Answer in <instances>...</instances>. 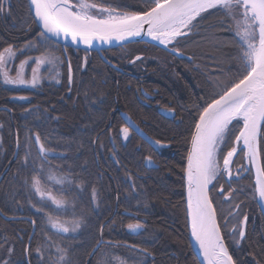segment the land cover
Masks as SVG:
<instances>
[{"label":"trees","instance_id":"1","mask_svg":"<svg viewBox=\"0 0 264 264\" xmlns=\"http://www.w3.org/2000/svg\"><path fill=\"white\" fill-rule=\"evenodd\" d=\"M107 1L113 6L130 5L124 9L128 11L144 5V0ZM10 5L11 14L0 15V50L9 45L23 49L29 41L39 46L37 25L27 23L28 0H10ZM203 16L204 19H197L199 23L194 22L197 27L188 37L178 38V48L185 39L196 45L187 52L190 57H176L146 42L104 51L117 65L132 67L141 73L140 78L120 73L96 52H88L91 55L83 70L81 57L72 53L73 48L58 44L55 55L60 57L63 65L60 82L53 80L51 73L44 75L36 87H16L0 81V106L9 108L0 110V175L3 176L0 209L6 215L29 216L36 222L27 259L32 223L6 220L0 215V262L46 264L49 252L44 248V236L48 235L56 245L69 249L72 264H95L99 254L93 255L92 249L103 228V238L117 245L114 248L106 245L105 250L113 257L112 264H119V260L136 264V257L140 264H200L190 244L184 178L194 117L198 105L209 99L212 91V80L205 78L208 65L211 64L212 76L216 79L221 76L214 74L227 72L230 67L234 71L239 62V45L228 30L232 21L215 9ZM43 51L42 48L32 50L27 55L36 57ZM137 53L154 57L131 64L129 61ZM193 55L196 57L194 62ZM24 58L25 55L17 52L16 63L11 66L12 74H15L19 60ZM67 58L75 73L72 84ZM201 60L208 61L203 69L206 74L193 68ZM142 87L153 95L146 99L147 103L175 107L180 115L177 114V118L182 121L164 120L156 108L141 102L144 99ZM169 102L172 105H168ZM122 110L144 124L150 135L170 146L154 148L137 134L124 141L118 132L124 125L120 115ZM37 132L46 149L67 157L64 160L50 157L52 164L58 166L57 174H69L71 169L72 178L79 177L76 184L83 189L82 196L76 191L64 193L69 211L59 214L61 219H73V204L77 213L75 218H81L79 213L84 212V224L79 233L68 234L75 235V239L53 235V230L46 227L45 220L31 207L37 198H29L22 186L29 174L22 167L25 150L30 148L32 154H36L35 143L26 144L25 138L30 139ZM17 144L20 148L15 159ZM260 150L264 166V138L260 139ZM148 156L155 159L157 168L145 167ZM237 160L243 161L242 153ZM234 183L238 187L236 198L243 202V212L248 213L249 223L245 238L239 243H236L239 238L230 237L222 226L227 246L237 264H264V217L257 205L252 171L244 170ZM50 187L52 194L60 198L57 187ZM92 188L96 189L100 201L97 210L89 204ZM217 197H220V203L221 196ZM45 211L58 215L52 207ZM220 213L222 218L226 215L221 209ZM130 223H140L143 229L139 234L132 233L127 228ZM128 244L139 246L149 254L133 251ZM38 247L44 253L43 258L36 251ZM9 248L12 249L10 254ZM51 252L56 254L55 247Z\"/></svg>","mask_w":264,"mask_h":264},{"label":"snow or ice","instance_id":"2","mask_svg":"<svg viewBox=\"0 0 264 264\" xmlns=\"http://www.w3.org/2000/svg\"><path fill=\"white\" fill-rule=\"evenodd\" d=\"M28 3L27 23L37 25L40 45L29 41L23 49L9 45L0 50V81L4 85L36 87L42 79V67L47 71L62 63L60 57L55 55L57 45L62 40H71L75 44L83 43L91 48L94 41L111 44L113 40L124 42L148 37L170 54L180 56L182 53L177 47L178 38L188 37L197 27L193 22L199 23L198 17L205 18L202 14L215 9L232 21L228 30L239 45V62L234 66V71L230 67L227 72L214 74L225 79L212 80L209 99L197 107L184 175L191 235L197 242L204 261L206 264H237L228 250L221 228L222 223L224 228L228 227V220L218 219L210 193L216 190L219 195L225 194L219 180L226 177V182L231 185V164L239 150L246 153L250 163L256 165V190L259 200L264 203V166L258 161L259 139L264 138L261 131L264 125V0H144V5L134 11L124 10L130 8V5L113 6L105 2L96 3L94 0H28ZM237 10H241L239 19ZM3 14H11L10 0H0V15ZM41 48L44 50L41 55H27L29 51H40ZM17 52H21L26 58L19 60L15 74H12L11 66L16 63ZM86 59L85 57V62ZM136 59L141 57L137 56ZM28 71L30 78H26ZM167 114L175 116L171 110ZM124 118L129 125L140 131L131 117ZM118 132L124 141L129 139V126L121 127ZM145 139L154 146H162L159 140L151 141L148 137ZM32 142L36 145V154L33 155L31 149L27 148L22 161V167L29 172L22 181V186L29 198H37V202L31 207L45 220L46 227L53 230V235L61 239H75V235L68 234L79 233L84 224V212L79 213L81 218H75L77 213L73 204V219H61L59 214L69 211L68 202L63 198L64 193L76 191L82 196L83 189L76 184L79 177L73 179L70 175L71 169L69 174H57L58 166L52 164L50 157L60 160L67 157L46 149L38 132L30 139L25 138L26 144ZM147 159L149 166H152L151 158ZM243 169L244 166L237 169L236 179H239ZM129 183L132 184L131 181ZM50 186L57 187L60 198L52 194ZM234 191L235 189L229 188L225 196L227 202H231ZM89 204L93 210L99 208L100 201L95 188L91 189ZM49 207L58 215L45 211ZM234 207L238 210L239 205ZM230 215L235 218V212ZM247 221L248 217L245 215L239 222V228L233 227L229 231L230 237L239 238L236 243L244 240ZM31 223L36 222L33 220ZM127 228L132 233H139L143 226L130 223ZM44 240V248L49 252L46 264H72L68 248L56 245L51 236L45 235ZM106 245L108 248L117 246L104 240L101 228L99 239L92 249L93 255L99 254L95 264H112L113 257L110 251L105 250ZM53 247L55 255L51 252ZM129 247L133 251L136 250L134 245ZM8 251L10 254L12 249L9 248ZM36 251L40 258H43L44 253L39 247ZM140 251L147 254L146 250ZM116 259L119 260L118 257ZM135 259L136 264H140L139 258ZM0 264H8V261L4 260ZM119 264L125 262L119 260Z\"/></svg>","mask_w":264,"mask_h":264},{"label":"flooded vegetation","instance_id":"3","mask_svg":"<svg viewBox=\"0 0 264 264\" xmlns=\"http://www.w3.org/2000/svg\"><path fill=\"white\" fill-rule=\"evenodd\" d=\"M94 2H96V3H101V2H105V3H107V4H111L109 1H107V0H94ZM192 41H190V40H183L182 42H180V45H179V48H181V49H179L181 52H183V53H185V54H187V56L188 57H190V55L191 54H189L188 55V51L191 49V50H193V49H195L196 48V45L195 46H193V44L191 43ZM66 52V51H65ZM67 53V52H66ZM74 55H76V56H80L81 57V61H82V69L83 70H85V68L87 67V64H88V57L91 55L90 53H88L87 51H82V50H75V49H73V52H72ZM92 53V52H91ZM138 54H142V53H137L136 55H138ZM99 55V54H98ZM135 55V56H136ZM143 56H142V58L141 59H146V60H148V59H152L154 56H151V54H149V55H147V56H145L144 54H142ZM134 56V57H135ZM194 56V57H193ZM192 57H193V62H194V59H196V57H195V55H193ZM85 57L87 58L86 59V62H85ZM133 57V58H134ZM133 58L129 61L131 64H133V63H135V62H137V61H135V62H133L132 63V60H133ZM140 59V60H141ZM67 60L69 61V59L67 58ZM110 61H112L111 59H109ZM70 62V61H69ZM69 62H68V76L69 75H71V81H69L70 82V84H72L73 83V78H74V76H75V73H74V71H73V69H72V65H71V62H70V65H71V73H69ZM113 62V61H112ZM114 63V62H113ZM201 63H202V65H201ZM210 63V62H209ZM114 64H116V63H114ZM204 64H208V61L207 60H204V62L201 60V61H197L196 63H195V66H193V68L194 69H199V70H202L205 74H206V71H204L205 70V66H207V65H205L204 66ZM117 65V64H116ZM210 65L211 64H209L208 65V68H207V75L205 76V78H208L209 80H215V76H212V73H213V70L210 68ZM117 66H119V65H117ZM57 67V66H56ZM54 68V69H51L50 70V73H51V75H52V78H53V80H55L56 82H60V78H61V74H62V71H63V65H62V63H61V66H58V68H60V73L58 74V72L55 70V69H57V68ZM119 67H121V66H119ZM114 68V67H113ZM122 68V71H119V70H117V71H119L120 73H122V74H127V75H129V76H132V77H136V78H140L141 76H142V74L141 73H137V72H135L134 70L135 69H133L132 67H121ZM115 69V68H114ZM204 69V70H203ZM44 77V76H43ZM42 77V78H43ZM42 80V79H41ZM38 86V85H37ZM141 91H142V94H143V97H144V99L141 101V102H146L147 103V100L146 99H151L152 98V94L149 92V91H146V89L145 88H141ZM171 103L169 102L168 103V105H170ZM146 105H148V106H150V107H152V108H156V111L158 112V114L160 115V117H162L164 120H167V121H170L171 123L172 122H178V123H180L181 121H182V119L180 120L179 118H177L178 116H177V114H178V111H177V109H175V107H172V106H163L162 104H155V105H153V104H149V103H147ZM167 105V104H166ZM172 105V104H171ZM174 111V113H175V116L173 117V116H170V115H168L167 113L169 112V111ZM129 113V112H128ZM130 114V113H129ZM131 115V114H130ZM179 115V114H178ZM132 116V115H131ZM180 116V115H179ZM132 118L139 124V126L141 127V128H143L145 131H146V129H145V127L143 126L144 124H142V123H140V122H138L136 119H135V117L134 116H132ZM124 122V121H123ZM126 124H125V122H124V125H122L121 127H123V126H125ZM168 125V124H167ZM120 127V128H121ZM157 127H159V125L157 124ZM147 132V131H146ZM148 133V132H147ZM133 134H137L136 132H134L132 129H130V135H129V138L133 135ZM151 158H153V157H151ZM154 159V158H153ZM155 160V159H154ZM237 169H238V165H237V163H234V165H233V168L231 169L232 170V172H233V179H232V181H231V185H229V183L228 182H226V180H227V178L225 177V178H222V180H221V182H219V184H221V185H223V187H224V189H225V194L224 195H220L221 196V202L219 203V198L217 197V195H219L218 193H217V191L216 190H214L215 192H213V190L211 191V196L213 197V202H214V205H215V207H216V209H217V215H218V219L220 220V218L221 219H227L228 220V227L227 228H224L227 232H228V235H229V231L233 228V227H236V228H239V226H240V224H239V222L243 219V216H247L248 217V221H247V227H248V223H249V216H248V213H245V212H243V202L242 201H238L237 200V198H236V191H237V186L235 185V180H237L236 178H235V176H236V172H237ZM225 180V181H224ZM223 181V182H222ZM226 182V183H225ZM227 187H231V189H235V191L232 193V198H231V202H227L226 200H225V196L227 195V192H228V190H229V188L227 189ZM221 203H222V205H221ZM234 205H239V208H238V210L234 207ZM220 209H221V211H223V212H225L226 211V215H224L223 216V218H222V213H220ZM232 212H235V218H233L231 215H230V213H232ZM222 226H223V223L221 224V228H222ZM247 227H246V231H247ZM222 231H223V229H222ZM224 234V233H223ZM225 237V236H224ZM229 237V236H228ZM233 238H236V237H233Z\"/></svg>","mask_w":264,"mask_h":264},{"label":"water","instance_id":"4","mask_svg":"<svg viewBox=\"0 0 264 264\" xmlns=\"http://www.w3.org/2000/svg\"><path fill=\"white\" fill-rule=\"evenodd\" d=\"M213 9H210L209 11H211ZM206 14V13H204ZM202 14V15H204ZM199 19V17L197 18ZM195 22V21H194ZM193 22V23H194ZM136 42H146V43H150V44H153V45H156L160 48H162V46L158 45L156 42L154 41H151L150 38L148 37H141V38H135V39H132V40H129V41H124V42H119V41H115L113 40V42L111 44H108V43H101L99 41H94L93 42V46L91 48H88L87 46H85L83 43H79V44H75L73 42H71V40H68L67 42L65 41H60L59 44L61 45H64V46H67V47H71V48H74V49H79V50H86V51H95V52H98L99 55L101 56V58L107 63L109 64L110 66L114 67L115 69L119 70V71H122V68L117 66L116 64H114L112 61H110L104 54V51L105 50H108V49H113V48H118V47H124L128 44H131V43H136ZM163 49V48H162ZM182 53V52H181ZM139 57L142 58L143 55H137ZM136 56V57H137ZM177 56V55H176ZM185 55L182 53V55L178 56V57H184ZM136 57L133 58L132 60V63L137 61ZM2 109H5V110H9L8 107L6 106H1L0 107V110ZM121 116L125 122V124L127 126H129L130 129H132L134 132H136L143 140H145L148 144H150L152 147L154 148H165V147H169L170 146V143H166V142H163L161 141V144L162 146L161 147H157V146H154L153 143H150L148 139H145V137H148L150 138L151 141H157L158 139L154 138L153 136H151L149 133H147L143 128H141L139 126V124L132 118V116L128 113V112H125V111H121ZM125 116H128V117H131V120L135 123L136 126H138L139 130L140 131H137L136 128L132 127V125H129L128 122L125 120ZM235 123V122H234ZM263 126V125H262ZM261 130H262V127H261ZM143 133V135L141 134ZM238 134V133H237ZM160 141V140H159ZM190 148H191V143H190V146H189V150H188V153L190 151ZM18 151H19V144H17L16 146V153H15V156L14 158L16 159L17 158V155H18ZM240 153V151L238 150L237 152V155ZM237 155L235 157H233V161H232V164H231V167L233 166L234 164V161L237 157ZM149 158V157H148ZM151 158V157H150ZM244 161H245V165H246V168L247 170L249 169H252V172H253V176H254V183H255V193H256V200H257V203H258V206L260 208V211L262 212L263 216H264V203H262L260 200H259V197H258V194H257V190H256V165L255 163H250L247 159V155L246 153H244ZM258 161L259 163L262 165V161H261V154H260V139H259V157H258ZM151 164L152 166H149V162H148V159L146 158L145 159V166L147 168H156L158 166V164L155 162V160L153 158H151ZM186 165H187V159H186ZM263 166V165H262ZM186 168V167H185ZM3 176H0V182L2 180ZM184 178H185V175H184ZM185 200H186V209H187V186H186V178H185ZM0 215L6 219V220H27L29 222L33 221L34 219L29 217V216H8L6 215L5 213H3L0 209ZM187 216H188V211H187ZM188 224H189V238H190V243H191V246H192V249L194 251V253L196 254L200 264H206V262L204 261L203 259V256H202V253L198 247V244L197 242L195 241L194 237H192L191 235V227H190V218L188 217ZM33 229H32V233L30 235V238H29V243H28V246H27V250H26V257L28 259V249H29V245L31 243V240L33 239V236L36 232V223L33 224ZM246 227H247V224L245 226V232H246ZM137 234V233H136ZM130 246H133V245H130ZM135 249L137 250H144L138 246H135ZM229 250V249H228ZM147 252V251H146ZM230 252V251H229Z\"/></svg>","mask_w":264,"mask_h":264},{"label":"rangeland","instance_id":"5","mask_svg":"<svg viewBox=\"0 0 264 264\" xmlns=\"http://www.w3.org/2000/svg\"><path fill=\"white\" fill-rule=\"evenodd\" d=\"M239 11H241V10H239ZM239 11H238V16H237V19H239L240 18V16H239ZM237 41V40H236ZM34 66V65H33ZM46 67V66H45ZM57 69H55L57 72H58V74L60 73V68H58V66L56 67ZM51 69H49V70H45V68L44 67H42L41 68V71H40V75H41V77H43L44 75H46V74H49ZM26 78H30V71H28V72H26ZM216 79H221V80H224L225 78H222V77H216ZM13 86V85H12ZM16 87H31V86H29V85H21V86H16ZM231 144V143H230ZM229 144V145H230ZM221 167H222V161H221Z\"/></svg>","mask_w":264,"mask_h":264},{"label":"bare ground","instance_id":"6","mask_svg":"<svg viewBox=\"0 0 264 264\" xmlns=\"http://www.w3.org/2000/svg\"><path fill=\"white\" fill-rule=\"evenodd\" d=\"M194 132V131H193ZM188 228H189V224H188ZM190 234V233H189ZM191 244V243H190ZM198 259V258H197ZM199 261V260H198ZM200 263V262H199Z\"/></svg>","mask_w":264,"mask_h":264}]
</instances>
